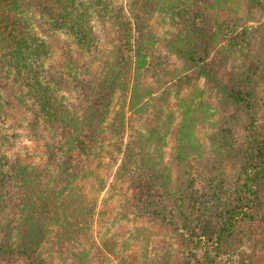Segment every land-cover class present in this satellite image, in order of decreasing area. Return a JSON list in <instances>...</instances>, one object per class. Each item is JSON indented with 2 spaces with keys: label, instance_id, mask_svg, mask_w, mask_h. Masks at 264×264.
<instances>
[{
  "label": "trees",
  "instance_id": "16d2710c",
  "mask_svg": "<svg viewBox=\"0 0 264 264\" xmlns=\"http://www.w3.org/2000/svg\"><path fill=\"white\" fill-rule=\"evenodd\" d=\"M116 2L0 0V264H51L44 247L52 234L70 248L90 240L97 206L79 186L85 176L83 155L99 153L93 149L106 135L124 140L127 111L138 117L150 112L151 92L139 78L158 75L165 61L155 41L135 35L141 23L136 22V31L128 10ZM146 2L147 12L155 2L170 15L176 33L169 52L182 63L158 80L159 87L166 86L163 103L171 94L170 81L177 94L191 88L192 95L184 101L174 141L175 167L163 159L166 137L150 129L121 142L118 175L127 173L151 210L147 214L161 217L179 238L178 264L181 259L186 264H264V32L250 36L244 27L240 37L250 36L251 42L245 45L225 37L228 15L264 13V0ZM34 17L69 37L101 68L99 76L48 75L53 47L36 32ZM96 18L108 22L115 34L117 47L109 57L96 35ZM7 84H20L21 103L60 137L42 169L11 154L13 142L2 125L14 117L16 105L2 93ZM68 87L77 101L70 100ZM117 94L122 100L114 111ZM213 95L225 113L222 120L210 111ZM210 116L217 131L209 135V149H200L196 130L211 124ZM166 254L161 264H175Z\"/></svg>",
  "mask_w": 264,
  "mask_h": 264
},
{
  "label": "rangeland",
  "instance_id": "374dc122",
  "mask_svg": "<svg viewBox=\"0 0 264 264\" xmlns=\"http://www.w3.org/2000/svg\"><path fill=\"white\" fill-rule=\"evenodd\" d=\"M146 1L151 0H117L116 3L128 10L136 31L138 27L136 22L141 23V30L135 32V35L155 41V48L165 61L164 69L158 75H141L139 78L151 92L147 99L152 107L144 117L133 116L127 111L124 140H116L106 135L101 147L93 149L99 153L89 152L88 157L83 155L86 160L80 164L85 170V176L79 181V186L87 198L94 200L97 206L91 238L75 248H70L69 243L66 246L62 245L55 234H52L53 241L44 247L45 259L51 264H161L160 258L169 252L171 256L173 255L175 264L176 262L178 264L179 238L168 230L161 217L153 213L147 214L151 210L138 198L137 190L131 185L127 173L118 175L123 159L124 147H119L121 142L127 144L131 135L138 132L146 133L150 129H155L160 136L166 137L167 145L163 147V159L169 166L175 167L174 141L184 116V101L192 95L191 88L183 89L177 94L174 84L170 81L167 87L170 88L171 94L163 103L166 86L159 87L158 80L164 77L166 71L181 69L182 63L169 52V44L176 33L170 15L165 11L160 12L155 2L151 3L150 11L147 12ZM251 14L243 12L241 17L234 14L227 16L229 33L225 37L228 42L235 38V42L249 44L250 36H258L264 32V13ZM240 19H243V22ZM33 21L36 32L53 47V56L46 64L48 75L56 74L55 76L60 77L61 72H76L83 74L85 79L99 76L101 68L93 66L90 57L81 55L69 37L53 33L39 18L34 17ZM94 23L96 35L108 56L117 47L115 34L108 22L103 23L96 18ZM244 27L250 31L247 40L241 38L239 34ZM258 28L260 30H257ZM55 66H58L60 71ZM204 84L203 77L198 82L200 89H204ZM19 86L20 84H7L2 89V93L9 96L8 98L16 105L14 117L6 119L5 125H2L3 132L10 137L11 143L13 142L12 155L20 157L34 168L42 169L48 165L54 145L61 140L44 125L31 107L27 108L25 107L27 105L21 103L19 96L24 97L25 94L20 91ZM67 90L71 96L70 100L77 101L74 90H70V87ZM121 100L117 94L114 111L120 108L118 102ZM196 100L201 101L200 98ZM208 100L212 104L210 111L217 112L216 118L222 120L225 113L219 110L215 96H210ZM209 119L211 124H200L196 130L195 139L197 145H202L200 149H209V135L217 131V128L212 127L213 116ZM181 263L186 264L182 259L179 264Z\"/></svg>",
  "mask_w": 264,
  "mask_h": 264
}]
</instances>
